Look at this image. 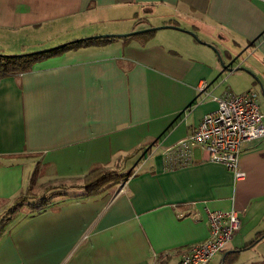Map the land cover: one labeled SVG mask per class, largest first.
<instances>
[{
	"label": "crops",
	"instance_id": "1",
	"mask_svg": "<svg viewBox=\"0 0 264 264\" xmlns=\"http://www.w3.org/2000/svg\"><path fill=\"white\" fill-rule=\"evenodd\" d=\"M171 21L219 57L191 35L161 29L67 51L0 79V215L28 191L38 166V185L69 183L93 167L116 170L139 158L120 184L91 197L72 187L81 193L12 221L0 264H177L208 237L204 208L239 219L208 264H264V238L243 249L264 233V137L244 144L240 178L205 161L197 146L184 167L164 161L226 91H255L264 116L257 82L235 70L249 71L264 89V0H0V52Z\"/></svg>",
	"mask_w": 264,
	"mask_h": 264
},
{
	"label": "built area",
	"instance_id": "2",
	"mask_svg": "<svg viewBox=\"0 0 264 264\" xmlns=\"http://www.w3.org/2000/svg\"><path fill=\"white\" fill-rule=\"evenodd\" d=\"M204 90V85H201L199 91L203 93ZM257 98L255 91L242 94L226 91L221 96L213 97L216 108L202 117L189 138L176 148L175 155H171V152L164 154L167 166L170 167L172 161L177 162L175 164L179 167L186 166L191 161L192 148L197 146L202 149L205 161L223 165L236 177H242L238 172V159L244 144L264 137V116ZM122 189L118 192H122ZM204 213L208 227L207 239L190 246L177 264H208L237 233L239 219L235 211L204 208Z\"/></svg>",
	"mask_w": 264,
	"mask_h": 264
},
{
	"label": "trees",
	"instance_id": "3",
	"mask_svg": "<svg viewBox=\"0 0 264 264\" xmlns=\"http://www.w3.org/2000/svg\"><path fill=\"white\" fill-rule=\"evenodd\" d=\"M169 25L176 26L177 23L171 21ZM114 39L117 38L94 39L93 37H90L74 42L65 43L52 49L16 56H7L4 55L5 53L0 52V79L6 77L16 78L19 75L30 71L32 66L37 62L54 57L67 51L77 50L82 47L110 43ZM132 172L133 170H130L126 173H120L119 171L114 169L93 167L79 179L71 180L69 183L60 182L59 190L53 189L54 187L49 186L47 187V190L53 191V193L38 196L33 192V188L37 185L38 180L43 174V169L38 166L32 174L28 191L25 194L14 198L12 202L9 203L10 205L0 215V240L7 232L12 230L10 221H12L15 216V221H17L19 218L23 217L24 214L30 217L39 214L40 211L57 202L60 197L66 196L67 194L65 192H67L72 187H81L83 189L84 197L95 196L112 186L124 182L132 174ZM29 197H32L36 200L34 202H28ZM263 238L264 233L257 234L254 240L248 243V245H246L243 249H249L251 246H253Z\"/></svg>",
	"mask_w": 264,
	"mask_h": 264
},
{
	"label": "rangeland",
	"instance_id": "4",
	"mask_svg": "<svg viewBox=\"0 0 264 264\" xmlns=\"http://www.w3.org/2000/svg\"><path fill=\"white\" fill-rule=\"evenodd\" d=\"M181 24V26H184V25H186V23H183V22H181L180 23ZM159 27V26H158ZM180 28V27H179ZM180 29H183V28H180ZM183 30H186V29H183ZM186 31H189V30H186ZM119 34H122V33H106V34H100V35H119ZM100 35H93V36H100ZM93 36H86V37H82V38H79V39H75V40H71V41H68V42H65V43H69V42H74V41H77V40H81V39H85V38H90V37H93ZM65 43H62V44H65ZM62 44H59V45H62ZM59 45H56V46H54V47H48V48H44V49H42V50H40V51H43V50H48V49H52V48H55V47H57V46H59ZM31 52H39V51H27V52H25V51H22V53L20 52V53H5L4 55H7V56H16V55H22V54H27V53H31ZM244 93V92H243ZM235 94V93H234ZM242 94V93H241ZM138 160H139V158L137 159V158H135V157H133V158H130V159H128L127 160V162H126V165L125 166H123V167H121V168H116V170L117 171H120L121 173H126V172H129L130 170H133V169H135V165L137 164V162H138ZM59 181L58 182H54V183H45V184H41V185H36L34 188H33V192L35 193V194H37L38 196L39 195H47V194H50V193H53V191H49V190H47V187H49V186H51V187H54L53 189H56V190H59ZM66 194H68L69 196H75V195H77V194H79V193H81L80 191H78V189H75V190H68L67 192H65ZM36 199H34V198H32V197H29V201L28 202H34ZM16 220V216H15V218L14 219H12V221H15ZM12 221H10V222H12Z\"/></svg>",
	"mask_w": 264,
	"mask_h": 264
},
{
	"label": "water",
	"instance_id": "5",
	"mask_svg": "<svg viewBox=\"0 0 264 264\" xmlns=\"http://www.w3.org/2000/svg\"><path fill=\"white\" fill-rule=\"evenodd\" d=\"M161 29H171V30L180 31V32L186 33L188 35H191L192 37H194V39H196L197 42H199L202 45H205V46L209 47L219 57V54H218V52H217V50H216V48L214 46L201 42L200 40H198V38L196 37V35L193 32L180 29L178 26L164 25V26H161V27H153V28H149V29H144V30H140V31H134V32L126 33V34L102 35V36H96V37H93V38L94 39H97V38L98 39H102V38H128V37H131V36H137V35H141V34H144V33L155 32V31H158V30H161ZM226 70H228V72H231L234 69L231 68V69H226ZM235 70H244L245 72L249 73L255 79V81L257 82V84H258V86L260 88L261 94L264 97L263 85H262L261 81L259 80V78H257L255 75H253L252 73H250L249 71H247L245 69L236 67Z\"/></svg>",
	"mask_w": 264,
	"mask_h": 264
}]
</instances>
